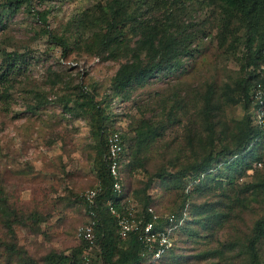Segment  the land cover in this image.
Listing matches in <instances>:
<instances>
[{"label": "rangeland", "instance_id": "rangeland-1", "mask_svg": "<svg viewBox=\"0 0 264 264\" xmlns=\"http://www.w3.org/2000/svg\"><path fill=\"white\" fill-rule=\"evenodd\" d=\"M30 3L0 0V264H41L50 250L69 252L80 241L83 193L97 180L82 84L125 135L124 183L142 206L145 169L174 172L235 146L250 113L243 63L261 36L252 39L218 0ZM42 9L45 23L35 15ZM124 63L158 67L114 86ZM254 152L261 167L251 163L240 175L222 166L202 182L162 264H249L246 242L264 218V139ZM184 191L177 177L149 190L161 213L178 209ZM257 250L264 264V236Z\"/></svg>", "mask_w": 264, "mask_h": 264}, {"label": "trees", "instance_id": "trees-1", "mask_svg": "<svg viewBox=\"0 0 264 264\" xmlns=\"http://www.w3.org/2000/svg\"><path fill=\"white\" fill-rule=\"evenodd\" d=\"M12 1L19 3L21 0H10V2ZM25 1L28 2V6L31 5V0ZM218 1L230 12L238 14L237 17L244 22L247 29L246 31L248 32V30L251 29L252 39L261 35L258 42L253 47V50H251L252 44L250 43L247 59H244L243 63V67L247 70L248 75L246 78L242 79V94L244 97V106L250 108V113H248L247 118L245 119L244 130L236 141L235 146H224L220 149L212 148L200 159L184 165L182 168L174 172L169 171L167 168H160L153 173H149L147 169H145L143 173L145 180L141 188V193L139 194L142 206H139L138 203H136L135 207L136 214L143 215L144 220L151 219V214L148 212L149 207H152L156 212H159L154 207V199L149 192L150 187L156 179L177 177L178 181H181L185 189L183 192L184 200L182 205L174 211H169V213L175 214L178 220H183L184 222L183 225L177 226L174 231L175 235H177V232L187 222V215L191 213L190 206L193 201V195L198 193L196 190L201 187L203 181L211 180L213 177L215 178V176L220 174L222 166L226 169H229L230 167L232 169H237V172L240 174L242 171L245 172L251 168V163H254L255 167H261L263 162L261 156L254 152L256 146L261 144L264 139V126L254 123L255 107L252 104L251 90L259 80L258 69L264 64V31L259 32L255 27H258L257 22H264V0ZM110 7L114 12V5H111ZM47 14L48 9L37 10L35 12L37 19L43 23L46 22ZM117 33L118 35L121 34L120 31ZM48 38L59 45L63 46L65 44L60 37L51 33H48ZM119 40H121V38ZM12 54L14 55V53L11 52L7 53V59L9 58L8 61L15 58H12ZM8 64H11V62H8ZM157 67L158 65L155 63L145 66H133L124 63L114 77V86L126 83L130 75L149 73L154 71ZM80 92L78 103H80L84 108V111L90 117V138L93 141L95 148V153L92 159V168L97 180L94 186L100 187L92 205H89V202L84 198H82V202L84 204L86 216H89L92 211L94 215H90L97 220L95 236L99 251L92 261L85 263L83 260V253L87 247V242L79 239V243L70 247L69 252L50 250L43 256L41 264H143L145 260L141 254L143 244L138 237V233L133 231L129 232L126 237H121L119 234L117 217L111 213L108 205V202L111 201L115 208L123 210V207L128 205V203L133 202V200L129 198L124 183V160L120 167L123 190L118 193L114 191L113 178L109 172L108 160L106 159L108 151V135L114 130L119 129L113 125V121L110 119L108 113L107 105H103L101 100L96 99L95 92L89 90L87 87L83 86V84ZM123 140L125 143L124 134ZM253 158L255 160H253ZM244 163L245 165L243 166L242 164ZM224 175H226L225 177L227 178L229 177L228 179H231L232 181L237 177L233 176L234 174L231 176L227 172H225ZM187 177H189V179H186ZM189 186H193V188H189ZM263 236L264 218L259 219L256 222L254 232L246 242L249 264H261L257 250V243ZM172 248L164 253L158 263L155 264H162L165 256Z\"/></svg>", "mask_w": 264, "mask_h": 264}, {"label": "built area", "instance_id": "built-area-1", "mask_svg": "<svg viewBox=\"0 0 264 264\" xmlns=\"http://www.w3.org/2000/svg\"><path fill=\"white\" fill-rule=\"evenodd\" d=\"M258 79L251 90L252 104L255 107L254 123L264 126V64L258 69ZM107 144L106 159L108 160L109 172L113 178V188L114 191L120 193L123 190L120 167L126 153L123 132L114 130L109 133ZM99 188V186H94L83 193V198L89 202V205L94 203ZM108 205L111 213L117 217L121 237L124 238L129 232L133 231L138 233V237L143 244L141 252L143 258H145L143 264L158 263L163 254L174 246L175 229L178 225L184 224L183 220H178L175 214L169 212L159 213L152 207L148 208L151 219L144 220L143 215L136 214V203L133 202L128 203L123 207V210L115 208L111 201L108 202ZM90 214L94 215L92 211ZM90 214L87 216L86 222L76 229L77 238L87 242V247L83 253L85 263L92 261L99 251L95 236L97 220Z\"/></svg>", "mask_w": 264, "mask_h": 264}]
</instances>
